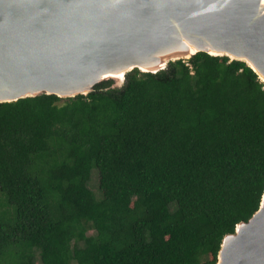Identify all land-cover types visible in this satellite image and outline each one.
<instances>
[{"label":"trees","instance_id":"1","mask_svg":"<svg viewBox=\"0 0 264 264\" xmlns=\"http://www.w3.org/2000/svg\"><path fill=\"white\" fill-rule=\"evenodd\" d=\"M111 85L0 103V264H215L258 209L250 67L198 52Z\"/></svg>","mask_w":264,"mask_h":264},{"label":"water","instance_id":"2","mask_svg":"<svg viewBox=\"0 0 264 264\" xmlns=\"http://www.w3.org/2000/svg\"><path fill=\"white\" fill-rule=\"evenodd\" d=\"M198 52L242 61L264 84L263 0H0V103L119 88L133 69ZM215 264H264V191Z\"/></svg>","mask_w":264,"mask_h":264},{"label":"rangeland","instance_id":"3","mask_svg":"<svg viewBox=\"0 0 264 264\" xmlns=\"http://www.w3.org/2000/svg\"><path fill=\"white\" fill-rule=\"evenodd\" d=\"M88 186L92 189V191L97 195L98 193V181H97V174L96 172H93L91 175V179L88 183ZM0 201L2 200L1 194H0ZM90 233V232H89ZM36 264H40L37 260Z\"/></svg>","mask_w":264,"mask_h":264},{"label":"bare ground","instance_id":"4","mask_svg":"<svg viewBox=\"0 0 264 264\" xmlns=\"http://www.w3.org/2000/svg\"><path fill=\"white\" fill-rule=\"evenodd\" d=\"M263 3H264V0H263Z\"/></svg>","mask_w":264,"mask_h":264}]
</instances>
